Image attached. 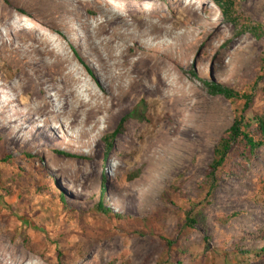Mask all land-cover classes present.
Returning a JSON list of instances; mask_svg holds the SVG:
<instances>
[{
	"label": "rangeland",
	"instance_id": "obj_1",
	"mask_svg": "<svg viewBox=\"0 0 264 264\" xmlns=\"http://www.w3.org/2000/svg\"><path fill=\"white\" fill-rule=\"evenodd\" d=\"M137 2L141 8L130 13L127 5ZM0 4L13 8L29 27L50 20L49 47L63 49L65 65L76 71L79 85H89L101 96L113 91L114 60L104 49L97 21L111 22L117 36L127 41L130 57L150 46L167 62L166 111L138 97L100 130L87 135L75 126L65 128L75 134L69 142L50 140L38 129L42 123L58 129L56 119L35 111V122L27 124L14 115L13 108L24 115L29 105L11 90L15 66L0 57V84L15 100L4 109L0 105V244L23 251V264H264V146L255 149L249 163L238 152L230 153L212 184L207 171L213 148L245 100L210 94L203 82L235 85L250 94L244 112L249 119L263 108L264 0H232L235 24L224 19L214 0ZM164 15L167 23H177L168 25L167 35L150 33L138 23ZM246 23L260 26L262 36L242 30ZM5 33L0 26V36ZM11 35L14 47L31 46ZM33 56L41 66L48 61L46 55ZM43 96L49 114L68 117L61 97ZM116 128V135L107 136ZM30 133L55 149L46 144L41 151L34 149L25 140ZM129 135L133 150L125 143ZM146 139H151L152 161L139 149ZM87 166L94 168L93 179L86 178ZM99 202L107 213L97 209Z\"/></svg>",
	"mask_w": 264,
	"mask_h": 264
},
{
	"label": "bare ground",
	"instance_id": "obj_2",
	"mask_svg": "<svg viewBox=\"0 0 264 264\" xmlns=\"http://www.w3.org/2000/svg\"><path fill=\"white\" fill-rule=\"evenodd\" d=\"M141 6L142 4L138 2L135 4L129 3L127 5L130 13L138 11ZM14 8L16 11L24 13L22 8L16 5ZM150 13L151 12H149V14ZM119 18L126 24L122 16ZM140 18H142V16ZM22 20L23 19L20 17L14 15L13 8L0 4V26L6 29V33L0 36V57L15 66L16 81H14L11 90L21 95V98L23 97L22 103L29 105V111L26 112V114L24 113V115L22 114L23 112L21 113L19 110H16L17 107L13 108L12 111L14 115H20V117L23 118L22 120L26 123L35 122L32 120V117L35 116V111L45 114V117H50L52 120L56 119L59 123V128H55L56 130L42 122V124L38 126V129L50 138V140L54 139L53 141H59L68 138L70 142V139L73 138L75 134L73 132L67 133L65 128L68 129L72 126L77 127L79 133H87V135L89 132L100 130V126L116 118V116L126 108L125 106L130 101L132 102L138 97L145 96L155 105L156 109L162 111L167 110V62L153 53L156 50L155 47L151 48L150 46H146L145 49L147 52H139L137 55L130 57L127 53L129 49L127 41L117 36L116 29L112 27L111 22H108V20L97 21L96 25L98 29L103 31V35H105V38L102 40L104 49L108 57L114 60L110 73L112 79L110 87L113 88V91L108 96H105L106 94L101 96L89 85H79L78 80L80 81V79L75 74L76 71L73 69L68 70L65 65L67 57L63 49L59 51L55 50L53 47H49L50 39L48 37V32L54 30V26L50 20L43 19L40 21V26L38 27H29ZM191 21H194V18H192ZM138 23L146 26L150 33L164 35H167L168 25L177 24L173 22L167 23L166 15L154 22L152 21L146 24L140 20ZM11 34L21 41H29L31 46L14 47L9 38ZM58 43L60 47L63 48L62 42ZM149 50L151 53H149ZM116 51L117 53H115ZM33 52H36L40 56L46 55L48 61L41 66L37 58L34 56V58L29 57ZM52 90H54V94L50 92ZM0 92L3 96L2 99L0 98V105L3 109L6 108L8 104L11 105L15 102L12 97L6 95L2 84H0ZM46 94L56 101L60 97L62 98L64 104L69 109L68 117L60 118L59 114H54V116L49 114L50 112L47 109L48 102L46 103V98L43 96H46ZM38 120L40 121V119ZM60 129L62 131L64 129V132L60 131ZM35 132L37 133V131ZM34 135L30 133L25 138V140L31 142L34 149L41 151L45 148V144L48 149H55L53 144L52 146L47 145L45 142L47 139H40L41 137L39 138V136ZM14 136H16L17 140L19 139V141L24 142L21 136ZM132 137V135H129L126 142H124L128 149L133 150L135 149V142ZM76 141L78 140L76 139ZM143 141L139 149L142 148V154H144L145 159L147 158L152 161L151 139ZM78 142H82L85 145L88 139L87 141L85 139ZM133 153L134 157L138 154L137 152ZM92 163L93 162H91V164ZM92 166H87L89 170L86 171V178L89 180L95 177V171ZM74 174L79 175L77 172ZM80 174L82 175V173ZM26 258V254L18 248L13 247L10 251L5 245L0 244V264H23Z\"/></svg>",
	"mask_w": 264,
	"mask_h": 264
},
{
	"label": "trees",
	"instance_id": "obj_3",
	"mask_svg": "<svg viewBox=\"0 0 264 264\" xmlns=\"http://www.w3.org/2000/svg\"><path fill=\"white\" fill-rule=\"evenodd\" d=\"M214 1L218 4L224 19L235 24L237 18L232 10V0ZM242 30L251 32L257 38L262 36L261 27L255 24L246 23ZM261 71L260 77L264 76V43L261 51ZM203 82L210 94H221L228 99L240 98L245 100L242 111L234 117L232 124L223 132L213 148V156L208 165L207 173L214 185L216 184L215 172L224 164L230 153L238 152L249 163L255 149L264 146V106L260 111L252 112L249 119L244 112L251 99L250 94L239 90L235 85L227 86L206 80ZM117 132L118 129L116 128L111 135L108 134L107 136L112 138ZM103 142L107 148L110 147L108 137H103ZM97 209L107 213V209L100 202ZM261 251L264 252V247L261 248Z\"/></svg>",
	"mask_w": 264,
	"mask_h": 264
}]
</instances>
